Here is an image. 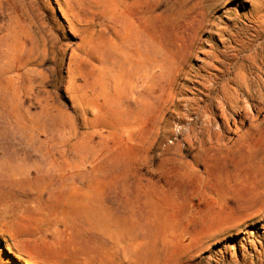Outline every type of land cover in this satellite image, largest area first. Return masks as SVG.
Masks as SVG:
<instances>
[{
	"label": "rangeland",
	"instance_id": "obj_1",
	"mask_svg": "<svg viewBox=\"0 0 264 264\" xmlns=\"http://www.w3.org/2000/svg\"><path fill=\"white\" fill-rule=\"evenodd\" d=\"M0 264H264V0H0Z\"/></svg>",
	"mask_w": 264,
	"mask_h": 264
},
{
	"label": "crops",
	"instance_id": "obj_2",
	"mask_svg": "<svg viewBox=\"0 0 264 264\" xmlns=\"http://www.w3.org/2000/svg\"><path fill=\"white\" fill-rule=\"evenodd\" d=\"M217 138L215 135L206 134L196 144H188L185 148L177 144L176 147L181 152L180 164L182 168L183 166H190V180L192 188L195 191V196L199 199L200 206H207L214 199L222 201L229 190L235 189L241 193L248 190L241 183L240 177L237 174L233 175L231 173L225 159L223 157L217 158L213 155V147ZM230 144L231 142L225 146H229ZM186 153H190V158ZM222 155V151L218 152V156ZM185 162L186 165H184ZM234 171L239 173V168L236 166ZM182 176L181 171L180 177L183 180ZM248 205L247 202L245 205L239 202L236 203L237 209L233 213H245V208ZM142 257V260H144L145 254H142Z\"/></svg>",
	"mask_w": 264,
	"mask_h": 264
}]
</instances>
